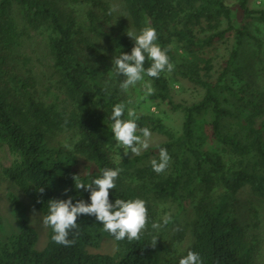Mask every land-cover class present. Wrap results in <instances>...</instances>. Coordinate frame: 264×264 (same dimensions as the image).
Returning <instances> with one entry per match:
<instances>
[{"label":"trees","instance_id":"trees-1","mask_svg":"<svg viewBox=\"0 0 264 264\" xmlns=\"http://www.w3.org/2000/svg\"><path fill=\"white\" fill-rule=\"evenodd\" d=\"M122 1L134 27L156 29V43L174 64L158 78L145 75L155 90L147 97L143 81L126 93L119 87L124 77L112 61L130 54L134 41L109 27L111 0H0V145L13 155L0 173L44 216L51 199L91 203L75 176L88 184L101 169L119 168L109 200L143 199L146 229L138 241H118L85 214L77 218L78 234H69L72 246L53 242L49 227L47 245L37 249L38 232L10 194L20 230L3 236L0 213V264H179L189 251L202 264H264V88L249 82L240 62L246 40L262 44L252 26H264V8L250 0ZM234 4L243 10L241 22ZM33 38L43 41V59L27 50ZM150 64L146 59L144 67ZM188 86L195 98H178ZM117 103L135 109L137 135L147 127L168 139L125 154L111 130ZM152 105L182 113L180 132ZM122 118L129 119L127 108ZM161 148L171 159L157 174L151 161L159 162ZM242 191L255 198L245 216ZM105 244L111 249L102 251Z\"/></svg>","mask_w":264,"mask_h":264},{"label":"clouds","instance_id":"clouds-1","mask_svg":"<svg viewBox=\"0 0 264 264\" xmlns=\"http://www.w3.org/2000/svg\"><path fill=\"white\" fill-rule=\"evenodd\" d=\"M117 10L116 5L109 8L108 14L111 15ZM127 35L134 41V47L131 53L122 52L119 56H114L113 67L118 75L123 76L124 80L119 84L122 92H127L130 86H135L138 82H142L144 95L150 96L154 94V88L150 81H145V75L151 78H158L162 72H172L174 64L170 62L168 51L162 49L156 43L157 31L154 27L145 26L139 34L127 30ZM151 61L150 66L144 67L145 60ZM130 98L127 104H132ZM125 103H117L113 106L110 119L112 121L111 130L119 145L124 149L125 154L131 151L134 155H139L141 148L149 147L147 138L151 136L150 130L145 127L141 128V135H137V113L134 108H128ZM127 108V116L129 119H123ZM70 149V145H65ZM170 155L165 148L159 150V162L153 159L151 161L152 169L157 174L166 170L170 162ZM121 169L104 168L101 169L100 176L94 178L90 183L85 184L79 182L74 177L75 188L77 190H90L91 203L84 200H77L73 203L71 197L64 199H51L48 201V213L42 217V224L50 227L53 231L51 237L56 244L70 247L75 243L74 239H69V234L73 230H77V218L80 215H92L103 225V231L112 235L116 240L138 241L141 233L146 229L148 224V210L146 202L143 199L124 200L117 198L115 203L109 200V190L116 188L115 181L119 177ZM69 191L65 189V192ZM44 192V188L39 190ZM170 217L163 219V224L170 222ZM152 229L159 230L161 224L154 222ZM158 238L153 236L150 245L156 247ZM179 264H202L199 253L189 251L186 256L179 260Z\"/></svg>","mask_w":264,"mask_h":264},{"label":"rangeland","instance_id":"rangeland-1","mask_svg":"<svg viewBox=\"0 0 264 264\" xmlns=\"http://www.w3.org/2000/svg\"><path fill=\"white\" fill-rule=\"evenodd\" d=\"M113 5L117 6V10L114 11L113 17L109 22V27L115 32H125L131 30L139 34L140 29L133 26L128 13L124 8L122 0H111ZM250 6L264 8V3L262 0H250ZM85 6H81L82 12L85 11ZM234 10L236 12L235 18L238 22L243 20V10L236 4H234ZM254 30L253 33L255 37L260 38L262 44L259 45L255 38H250L246 40L242 46V56L240 60L243 65L246 78L251 82L256 88H264V26L261 24H255L252 26ZM30 44L27 45L28 52L32 55L40 56L43 59L44 49L42 40L39 38H33L29 41ZM262 46V47H259ZM45 64L42 67H39L38 73L43 74V72L48 71V61L44 60ZM101 65V58L99 61ZM40 75V76H41ZM177 88H180V85H177ZM180 92V91H179ZM186 97L188 99L195 98L194 89L190 86L184 87L183 92L178 93V98ZM151 111L159 114L167 125L176 133L180 132L183 124V115L182 113L168 108L166 105L157 107L155 105L151 106ZM142 139L143 136L141 135ZM168 138L166 135L158 132H151V136L147 138L149 147L157 145L163 141H166ZM148 147V148H149ZM146 150L141 148L140 152ZM129 155H134L129 152ZM13 160V155L10 153L9 149L5 145H0V170L3 166L9 165ZM10 194L16 195L25 207V214L30 219L32 226L38 232V240L35 247L37 249H43L49 240V227H45L42 224L43 213L36 208L32 201L18 188L13 182L4 177L0 173V213L2 216V235L7 236L13 232H18L20 230V223L17 220L15 207L9 199ZM242 201L248 204L244 205L241 212L244 214V210H248L255 198L250 194L249 191H242L240 194ZM261 215H264V205H262ZM245 216V214L243 215ZM111 247L109 244H105L102 251H108Z\"/></svg>","mask_w":264,"mask_h":264}]
</instances>
